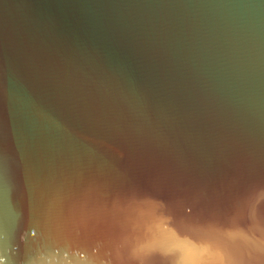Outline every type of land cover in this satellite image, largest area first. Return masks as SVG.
<instances>
[{
  "label": "water",
  "instance_id": "95a60500",
  "mask_svg": "<svg viewBox=\"0 0 264 264\" xmlns=\"http://www.w3.org/2000/svg\"><path fill=\"white\" fill-rule=\"evenodd\" d=\"M0 264H264V0H0Z\"/></svg>",
  "mask_w": 264,
  "mask_h": 264
}]
</instances>
